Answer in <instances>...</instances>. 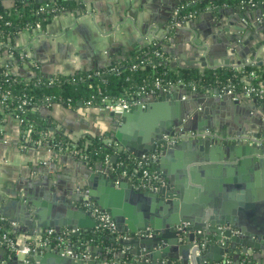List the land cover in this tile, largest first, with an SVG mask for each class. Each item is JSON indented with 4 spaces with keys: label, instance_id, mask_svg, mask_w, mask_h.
<instances>
[{
    "label": "crops",
    "instance_id": "obj_1",
    "mask_svg": "<svg viewBox=\"0 0 264 264\" xmlns=\"http://www.w3.org/2000/svg\"><path fill=\"white\" fill-rule=\"evenodd\" d=\"M0 1L5 8L11 7L13 3L11 0ZM72 1L76 5L55 12L45 23L41 32L32 29V32H19L14 37V44L19 48L20 57L21 54H25V57L21 58L20 66H14L13 71L27 79L37 76V79L46 80L50 84L61 76L92 74L112 63L124 60L137 46L149 44L153 39L164 37L166 41L162 47L166 54V63L168 65L173 63L169 66L179 70H200L204 60L208 65L206 68L239 67L227 66L224 64L225 61H245L246 65L256 64V59L264 65V0H257L252 3L253 5L246 7L245 11L242 6L227 5L204 10L185 22L181 21L183 19L179 18V13L193 0ZM178 22L182 23L178 24ZM187 28H191L192 32L187 33ZM195 39H198L199 43H195ZM234 44L237 47L236 51L226 48V45ZM204 47H207L210 52L207 55L201 51ZM252 48L256 50L255 53ZM9 55L5 50L0 49V64H5L7 60L13 58ZM25 62H28L27 66L24 65ZM215 90L219 89L217 87L195 89L201 92ZM188 93L187 95H191ZM149 95L151 94L138 98L145 103L142 107L151 104L148 102ZM240 99L250 103L249 105L254 108L252 114L262 124L264 105L254 98L240 97ZM251 100H255L256 104ZM30 112L35 121H41L54 131L62 129L71 140L80 138L79 147L88 140L94 144L106 143L110 140L107 134L114 125L103 110L99 112L94 106H86L84 103L83 105L59 102L39 103L31 107ZM181 112L180 114L183 115L184 111ZM20 117L6 110V105L0 104V224L5 232L12 235L17 245L35 239L42 230L50 228L41 226L43 222L47 223L51 219L48 214L51 205L48 203L52 201L51 185L57 182L66 193L69 192L70 186L66 176L57 181L58 178H51L52 175L47 173V168L41 165V151L32 147L29 141H24L28 139L25 131L27 127L24 129L21 122L19 123ZM218 118L214 120L217 124L212 121L209 123L210 127L213 126L212 130L220 135L225 130L242 132L247 127L244 118L238 114L231 118L227 116ZM227 120H229V126L224 125V121ZM193 125L197 127L194 130L201 129L199 124L191 126ZM132 129L136 130V127ZM46 133L55 135V132L49 130ZM223 139L225 138L201 139L204 143L210 144L207 145L209 151L206 156L199 151L197 143L199 139H191L193 146L185 145L188 140H179L171 143V148L167 150L160 146L158 150L151 152L157 154L156 169L159 174L162 171L165 173L164 182L161 179L162 185L167 184L172 177L170 189L177 193L175 196L178 197H173V201L178 204H188L195 199L197 194L192 193V187L197 186L200 189L198 198L204 204L217 206V208L223 206L231 212L232 210L236 213L241 212L246 221V227H255L264 232V154L263 163H256L254 161L256 155L249 153L253 150L247 148V146L254 148L255 145L244 140L235 141V143L231 140V147L228 149L223 146ZM261 148L264 150V147ZM121 176L129 181L137 192L154 191L138 187L124 173H121ZM239 188L244 192L243 194L238 192ZM215 189L218 194H215ZM167 191L169 189L165 190L166 194ZM221 192H234L235 196L224 197L220 194ZM91 201L97 205L94 200ZM246 202L253 203V207H245ZM161 204L164 206L167 201ZM134 207L138 208L137 212H140L141 203L136 202ZM87 212L90 216L87 219L92 222L91 219L94 217L89 211ZM215 215L218 217L219 214ZM206 221L194 222L202 225ZM216 226L217 224L214 225ZM95 228L96 221L90 229L93 231ZM78 230L88 231L89 229L83 227ZM121 238L127 237L117 236V239ZM0 242L5 247L1 240ZM225 244L223 242V245ZM211 245L213 243L207 242L194 253L199 256V264H218L214 259L220 256L224 257L226 264H244L241 257L247 254L237 256V253H224L222 256L223 247L208 249ZM49 246L54 252L62 249L55 244H36L33 254L36 264H51L48 261L41 263L40 260V257H45ZM69 247L70 245L67 244L63 248L66 250ZM100 247H102L100 243H92L88 258L91 255L98 258ZM129 249L131 246L126 248V251ZM236 249L239 250L241 247ZM122 250L124 248L120 246V253ZM143 250H145L144 247H138L139 252ZM206 250H210L209 254L204 253ZM0 252L3 253V250L0 249ZM248 255L254 259L252 264H264V250L249 249ZM4 256L5 263L12 258L8 256L7 250ZM258 256L262 258L257 259ZM185 261L187 264H197L196 260L190 256L185 257L184 260L172 259L171 264H186ZM102 263L106 262L102 261ZM107 264H116L113 255H108Z\"/></svg>",
    "mask_w": 264,
    "mask_h": 264
},
{
    "label": "water",
    "instance_id": "obj_2",
    "mask_svg": "<svg viewBox=\"0 0 264 264\" xmlns=\"http://www.w3.org/2000/svg\"><path fill=\"white\" fill-rule=\"evenodd\" d=\"M1 6L4 7L2 4ZM187 29V33L192 32L191 28ZM194 42L199 43V40L195 39ZM243 44L246 45L244 42ZM235 45H226V48H230L234 52L237 50ZM201 51L206 55L210 53L207 47L202 48ZM252 51L255 53L256 50L252 48ZM203 59L205 58L203 57ZM256 60V65L260 66L262 64L260 60ZM172 64L169 63L170 66ZM224 64L227 66L246 65L245 61H225ZM202 65L200 70L204 71L208 66L205 60ZM187 93L191 95H187ZM157 94L148 96L150 99L148 102L151 104L145 107H142L145 104L144 101L138 100L121 112L103 110V113H107L114 123L107 134L110 142L102 145V147L112 149L114 153L106 157L94 149V143L91 140L79 147L80 138L73 141L65 135L62 129L54 131L53 128L46 127L41 121L33 119L24 123L19 119V123L21 122L24 129L27 127L25 131L29 140L25 139L24 141H29L33 145L32 147L41 151V165L47 168L46 171L52 175L51 178L56 177L59 181L60 178L66 176L70 182L67 193L60 188L57 182L51 185L50 197L52 201L48 203L51 204L48 210L51 219L47 223L43 222L41 227H50L56 230L69 229L73 230L72 234L74 235L80 234L81 231L78 228L84 227L89 230H82V232L85 235L91 234L90 228L94 226L95 220L91 217L92 222L88 221L89 213L82 205L84 198L88 197L110 216L115 226V232L127 237L121 239H117L116 236L110 237V241L115 245L105 249L100 247L98 258L94 255L89 258H83V254L65 255L64 249L54 252L49 246L46 249L45 257H40L41 263L48 261L51 264H107L108 255L111 254L114 256L116 264H120V262H124V264H171L172 259L184 260L189 256L199 264V256L194 253L200 248L198 244L204 241L213 243L212 247L209 246L208 249L223 247L222 256L224 253H237V256L248 255L249 249L264 250L263 231L255 227H246V221L241 212L236 213L234 210L231 212L223 206L217 208V206L204 204L198 198L199 187H192V193L197 194L195 199H192L188 204H178L173 201V197H178L175 196L177 193L170 189L172 177L169 178L167 184L160 186L156 191L137 192L131 183L121 176L123 168H115L118 153L126 152L139 158L158 150L160 146L167 150L171 148V143L165 139V136L173 135L180 128L185 131L196 129L197 127L191 126L192 124H199L201 128L199 130H212L213 126L210 127L209 122L217 124L214 120L219 119V116L231 118L238 114L244 118L247 126L242 132L225 130L221 134L225 138L222 144L226 148L231 147V140L234 143L235 141L240 142L239 140L251 143L243 136L251 135L264 139V122L260 124V121L252 114L254 108L240 97L234 99L231 94H221L220 90L214 92L190 90L183 85L164 87ZM251 102L256 104L255 100H251ZM78 104L83 105L82 101H79ZM94 108L101 111L98 107ZM181 111H184L183 115H181L183 113ZM138 113H140L139 116ZM224 125L229 126V120L224 121ZM202 126L206 127L202 128ZM132 127H136V130ZM47 130L55 132V135L47 134ZM197 143L199 151L206 156L209 151L207 145L210 144L204 143L201 139L197 140ZM252 144L255 145L254 148L247 146L253 150L249 153L256 155L254 157L256 163H263L264 150L261 147L264 145ZM185 145L193 146L192 140L189 139ZM159 176L164 182V171ZM167 189L169 191L166 194L165 190ZM237 190L240 194L244 193L240 188ZM214 192L218 194L216 189ZM233 193L221 192L220 194L233 198L235 196ZM165 194L166 196H164ZM165 201H167L168 207L167 204L164 206L161 204ZM136 202L141 203L140 212H137L138 208L134 207ZM146 203L148 204L146 205ZM244 204L245 207H253V203L246 202ZM217 213L219 215L215 217ZM201 220L207 221L205 224L197 225L196 222ZM183 223H187V225L182 227ZM212 223L213 227H211ZM215 224H217L216 227H214ZM195 242H197L196 245ZM223 242L226 244L223 245ZM120 246L124 248L121 253ZM130 246L131 249L126 251V248ZM140 246L145 250L139 252L138 247ZM238 247L241 249H236ZM154 248L156 249L154 250ZM0 249L3 250V253L0 252L2 253L0 254L1 264L6 253L1 242ZM209 251L206 250L204 253L209 254ZM260 258L262 256L257 257V259ZM214 260L218 264H226L224 257L220 256ZM102 261L106 263H102ZM185 262L187 264V261ZM5 264L24 263L18 257L13 256Z\"/></svg>",
    "mask_w": 264,
    "mask_h": 264
},
{
    "label": "trees",
    "instance_id": "obj_3",
    "mask_svg": "<svg viewBox=\"0 0 264 264\" xmlns=\"http://www.w3.org/2000/svg\"><path fill=\"white\" fill-rule=\"evenodd\" d=\"M11 7L5 8L0 4V49L12 54L13 58L7 60L5 64H0V101L7 96L6 110L15 114H20L24 122L33 120L30 109L22 111L18 104L22 97L39 100L49 97L53 102L64 104H77L79 101H85L90 97L105 96L108 99L123 97L128 101H135L140 96L137 92L157 94L159 88H156L155 82H160V87L171 85H183L187 89L217 87L231 83L240 91L246 81L259 85L264 83V65L247 64L239 67H218L205 68L200 70H179L170 67L166 63V54L163 51L164 38L153 39L149 44L137 46L124 60L112 63L108 67L101 68L92 74H81L74 77H57L52 83L46 80L26 78L18 74L14 66H20L22 59L19 55V48L14 44V37L19 32H32L36 23L41 27L51 18V16L60 10L72 8V0H11ZM257 0H193L188 3L185 9L179 13V18L183 19L190 13H200L206 8L217 9L223 5L242 6L243 11L249 6V2L255 3ZM48 4L43 12L39 9ZM161 56H157L156 53ZM28 62L24 65L27 66ZM6 64L8 65L6 67ZM252 73V74H251ZM264 105V100L260 101ZM94 149L99 151L103 157L113 154L112 149H108L94 144ZM139 158L126 152L118 153V161L115 168H123L131 181L137 183L141 179V168L138 167ZM149 171L156 168L155 164H149ZM4 230V229H3ZM80 234H70L68 243L72 250L78 254H89L92 243H100L102 247L111 248L115 244L110 241V237L118 236L116 232L99 227L91 231V234L85 235L82 230ZM201 240V239H200ZM209 240V238H208ZM9 257L12 254L8 253ZM244 264H252L254 259L250 256L241 257Z\"/></svg>",
    "mask_w": 264,
    "mask_h": 264
},
{
    "label": "built area",
    "instance_id": "obj_4",
    "mask_svg": "<svg viewBox=\"0 0 264 264\" xmlns=\"http://www.w3.org/2000/svg\"><path fill=\"white\" fill-rule=\"evenodd\" d=\"M249 5H253V4L249 2ZM47 6L48 4L41 6L39 11L43 12ZM206 9H210V8H206ZM194 15H196V13H190L189 15H187V17H184L183 20L181 21H186L188 18H191ZM178 24H180V22H178ZM33 29L41 32L42 30L41 24L36 23ZM156 55L161 56L160 53L158 52L156 53ZM9 56H12V54H10ZM24 57H25V54H21L20 58H24ZM7 66L8 65L6 64V67ZM155 86L156 88H159V91L164 89V87H160L159 81L155 82ZM192 89H195V88H192ZM219 90L221 94H231L234 99L239 98V97H247V98H254L258 101L264 100V83L256 85V84H252L249 81H246L241 87L240 91H236V87L233 84L229 83L226 86H223ZM141 93L142 91H139L137 92V95L142 96L146 94H153V93H144L141 95ZM6 100H7V96H4L1 99L0 104L5 105ZM137 101L138 99L135 101H128L127 99L123 97L116 98V99H108L102 95L98 98L90 97L89 99L83 101V103L86 106L98 107L101 110L121 112V111L128 109L130 105L136 103ZM51 102L53 101L49 97H45V98H42L36 101L32 100L31 98L22 97L18 104V108L24 111L27 108L30 109L31 107L38 105L39 103L49 104ZM19 116L20 114H18V117ZM20 120L24 122V120L21 117H20ZM220 138L222 139L223 136L220 135L218 132L213 131L211 129L186 130L185 131L180 128L173 135L165 136V139L170 143H174L179 140H189V139L219 140ZM243 138L246 140H249L251 143H255L256 145H264L263 138H256L251 135H248L247 137L243 136ZM149 164H155V165L157 164V154L156 153H151L146 156L139 157L138 167L141 168L142 174H141V179L135 184L138 187H141L143 189H149V190L155 191L159 188V186L162 185V181L159 176V172L156 168L153 171L148 170L147 167L149 166ZM121 173H124V175H126L125 172H121ZM83 206L94 217L97 228L102 227V228L109 230L110 232H115V226L110 216L105 211L100 209L93 201L86 198L83 202ZM186 225L187 223H183L182 227H185ZM178 229H181V227H178ZM0 231H1V227H0ZM72 232L73 230H69V229H63V230L57 231L54 228H47V229L42 230L40 234L36 235L35 239L25 244L17 245L12 235H10L9 233L5 231H1L0 240L5 244L8 251L13 256H16L19 259H21L24 264H36L33 258V254L35 250L34 246L36 244H40V245L55 244L57 247H61L62 249H64L63 247L69 244L68 239H69L70 234H72ZM118 235L121 236V234H118ZM205 243L207 242L204 241L201 244H198V247L205 246ZM194 244L196 245L197 242H195ZM64 254L77 256V253H75L71 247H69V249L64 250ZM88 256L89 254H83V258H88ZM1 264H5V262H2Z\"/></svg>",
    "mask_w": 264,
    "mask_h": 264
},
{
    "label": "flooded vegetation",
    "instance_id": "obj_5",
    "mask_svg": "<svg viewBox=\"0 0 264 264\" xmlns=\"http://www.w3.org/2000/svg\"><path fill=\"white\" fill-rule=\"evenodd\" d=\"M187 17V16H186ZM173 86H175V85H173ZM82 103H83V101H82ZM24 123H28V122H24ZM112 141V140H111ZM110 142V140H108V141H106V143L108 144ZM103 145V143H101V146ZM104 145H105V143H104ZM87 198V197H86ZM86 198H84V200L86 199ZM84 202V201H83ZM82 205H83V203H82ZM84 207V206H83ZM85 208V207H84ZM86 210V209H85ZM87 211V210H86ZM0 227H1V231H4L3 230V226L0 224ZM56 230V229H55ZM0 231V232H1ZM57 231H59V230H57ZM11 235V234H10ZM6 247V246H5ZM6 250L8 251V249L6 248ZM8 253H10L9 251H8ZM11 254V253H10ZM78 254V253H77ZM12 257H13V255H12ZM3 262H5V261H3ZM2 263V262H1Z\"/></svg>",
    "mask_w": 264,
    "mask_h": 264
}]
</instances>
